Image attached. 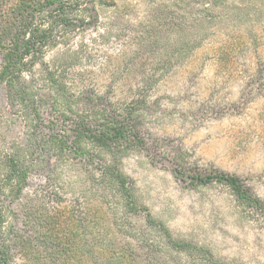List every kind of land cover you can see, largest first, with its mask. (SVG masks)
I'll list each match as a JSON object with an SVG mask.
<instances>
[{"label": "rangeland", "instance_id": "rangeland-1", "mask_svg": "<svg viewBox=\"0 0 264 264\" xmlns=\"http://www.w3.org/2000/svg\"><path fill=\"white\" fill-rule=\"evenodd\" d=\"M68 1L78 8L56 26L43 60L73 94L74 113L96 131L117 128L123 137L101 146L87 141L89 160H38L23 197L9 203L15 226L27 229L21 204L33 192H50L53 175L71 185L48 204L79 210L83 194L101 189L96 179L105 162L131 187L133 228L165 227L190 244L192 264H264V0H226L224 11L233 15L209 23L195 47L186 46L185 22L178 50L171 24L153 10L171 0ZM138 34L147 38L142 45ZM53 87L38 81L34 88L46 94ZM45 97L43 117L51 120L56 109ZM2 105L0 91V114ZM72 116L58 128L73 130ZM9 128L21 134L19 120ZM220 173L237 176L258 202H240L213 177Z\"/></svg>", "mask_w": 264, "mask_h": 264}, {"label": "trees", "instance_id": "trees-1", "mask_svg": "<svg viewBox=\"0 0 264 264\" xmlns=\"http://www.w3.org/2000/svg\"><path fill=\"white\" fill-rule=\"evenodd\" d=\"M225 3L192 0V5H181L171 0L153 10L171 24L175 42L179 40L172 50H178L183 48L184 23L188 22L186 46L195 47L211 32L209 23L233 15L230 9L224 11ZM75 6L68 0H0V91L4 98L0 114V264H192L187 252L190 244L173 240L165 227L159 232L130 226L127 211L134 204L132 190L120 169L110 163L104 162L99 170L96 183L102 184L101 189L83 194L79 210L61 211L48 204L47 199L56 203L63 187L71 185L61 183L56 175L49 177L50 192H33L21 204L27 229L15 226L9 203L23 197L38 160L43 156L60 160L67 154L89 160L92 150L86 147L87 141L101 146L111 137H123L117 128L96 131L74 113L73 94L56 84L55 71L43 60L56 26L71 20ZM144 36L138 34L135 44L142 45L147 39ZM36 64L43 66L41 71L36 72ZM38 81L54 87L50 93L40 94L34 88ZM45 96L52 101L48 108L56 109L51 120L43 117ZM68 115L76 116L75 128L60 130L57 124L70 121ZM14 120L22 125L18 136L10 134ZM213 177L227 184L240 202H258L237 176L220 173Z\"/></svg>", "mask_w": 264, "mask_h": 264}]
</instances>
